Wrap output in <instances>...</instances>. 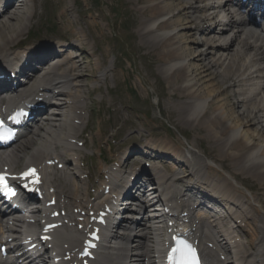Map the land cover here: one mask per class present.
I'll return each mask as SVG.
<instances>
[{
    "label": "bare ground",
    "instance_id": "bare-ground-1",
    "mask_svg": "<svg viewBox=\"0 0 264 264\" xmlns=\"http://www.w3.org/2000/svg\"><path fill=\"white\" fill-rule=\"evenodd\" d=\"M125 1L132 2L133 8L137 5L141 6L142 19L139 22L138 33L147 45L155 48L154 56L160 73H165L166 70H170V67L172 68L170 73L166 74V80L170 88V96L180 100V105L176 107V112L178 111L179 114L175 116L174 121H179L180 118L183 125L189 124L195 133L202 134L208 139L213 161L219 163V167L228 169L229 176L235 181L241 184L248 179L257 182L255 189L251 186H245L243 189L250 198L248 202V199L244 200L246 198L244 193L239 191L228 177L212 178L205 173V168L210 171L212 166L203 164L196 156H192L191 159L188 157L186 162L183 158H179L177 160L179 166L171 168L168 174L160 172L156 168L160 179L159 186L166 191V194L176 196L180 194L181 202L185 204V207L191 206L189 194H193V192L201 195L199 202H205L208 198L214 201L215 209L207 213L208 217L202 215L192 217L193 221L197 219L196 223L199 225L200 231L204 226L206 234L205 236L201 234L203 242L217 237L216 230L207 222L208 218L212 219V223L215 224L234 218L236 221L239 220L238 228L246 227L247 241L237 240L238 242L233 245V257L228 260V248H222L225 250L223 253L225 259L219 260L216 256H220V253L205 247L208 250L205 257L209 264H264V35L261 32L263 30L257 29L255 26L248 27L241 18L234 14L231 5L227 2L218 4L216 0ZM7 2H9V6L4 9V15L0 18L2 61L8 63L12 62L10 59H19V53L22 52H26L24 66H32L34 60L36 62L43 61L38 57H35L34 60L30 58L37 51L45 56L43 43L34 45L28 51L24 49L16 53L13 52L16 47L20 46L19 39L33 18L34 11L29 14L27 11L32 7H28V4L35 0H7ZM220 10L226 12V21L223 25L218 21ZM174 11L177 12L174 13ZM58 15H60V20H66L68 24L64 32L60 34V37L67 38V41L59 44L64 54L54 62L48 79L58 80L59 85L66 88L67 96L64 99H59L56 103L57 109L60 110L53 116L54 120V117L60 115L57 128L52 130L54 123L47 119L46 124H43L42 127L37 123L34 125L37 130H44V125L47 126V130L43 134L36 130L31 132L33 136H40V147H44L47 143H50L48 147L55 143H70V139L76 138L78 131L75 127L77 124L73 122L82 119L81 112L77 114V111L84 109L81 108L83 104L80 101L85 80L73 84H70V81L85 75L93 78L94 71L99 69L106 72V68H101L103 58H99L100 63L93 69L94 71L87 69L88 66L83 61L88 49L84 48V35L77 33L72 28L66 9L61 10ZM206 20L210 24L202 25ZM183 22L186 23L185 26H182ZM76 51L81 52L76 53ZM48 52H52V50ZM90 54L92 55L93 51ZM47 55L50 54L47 53ZM25 73L28 77L32 74L28 73V69ZM227 83L226 88L222 89V86ZM236 84L240 88L238 97L234 91H230ZM44 86L39 85L38 91L42 90ZM5 88L6 85L0 86V90ZM227 92L230 94H226ZM48 135L49 138L46 140ZM31 138L32 140L25 139L20 142V145L14 147V151L5 152V156L14 161L22 157L38 161L41 150H38L39 154L33 150L26 152L31 148V143L34 140L33 137ZM151 144L148 143L149 147L153 149L152 154L155 158H160L164 153L171 152L169 148L162 147L160 144L154 142ZM69 151L74 150L64 148V151L61 152L52 153L51 151V155H53L51 157L54 159L68 158L71 156ZM48 155L49 153L46 154V157ZM139 171L142 172L139 173L140 175L145 173L143 169ZM139 171H135V173ZM100 174L105 175L103 172ZM187 178H189V184L180 187V183H183ZM112 179L114 184H118L114 177ZM64 181L66 186L63 185L60 188L65 189L69 199L79 198V191L73 193L74 181H71L66 175H64ZM107 183L108 181H103L98 184L101 186ZM191 183H194V186H191ZM142 186L144 187L143 183L139 188ZM155 188L154 193L149 191V187L143 188L142 196L151 195L148 199L152 204L159 201V194ZM84 189H86V184ZM240 195L243 200L239 199ZM251 199L256 202V207L250 204ZM147 200L134 202L140 205L137 207L135 217L145 216L148 219L149 216L156 215V213L148 214V207L152 205L147 206L145 203ZM208 201L211 202L210 199ZM88 204V202L80 204L83 206L81 210L86 209ZM90 209L92 207L88 208V210ZM153 210L156 212L155 209ZM71 217L75 216L71 214ZM0 233H2L1 227ZM57 234L58 237L54 239L53 248H46L45 253L33 259V264H37L36 259L40 264H49L46 254L53 251L56 256L61 257L60 264L71 262L72 253L82 235L79 231L74 233L68 231L63 235L58 232ZM226 235L229 236V231H226ZM120 240L122 243L120 249H104L100 263L144 264L143 258L139 257H148L150 248L153 251L154 245L150 248L147 246L149 237L146 232L142 233L136 247L130 250L126 249L128 236H123ZM133 250L140 251L135 254L136 256L133 254L130 257L124 256L123 251L131 252ZM65 255L70 256V260L63 261ZM0 264H5V262ZM13 264H19V262L14 261Z\"/></svg>",
    "mask_w": 264,
    "mask_h": 264
},
{
    "label": "rangeland",
    "instance_id": "rangeland-1",
    "mask_svg": "<svg viewBox=\"0 0 264 264\" xmlns=\"http://www.w3.org/2000/svg\"><path fill=\"white\" fill-rule=\"evenodd\" d=\"M30 6L32 7L27 13L34 11V15L25 28V34L45 32L55 35L50 27L57 31L59 26H68L66 20H60L58 15L61 10L66 9L71 26L77 33H85L89 46L96 54L91 60L92 67L87 69L94 71V59L101 55L105 66L112 69L104 77L102 74L97 75L105 83L96 82L104 95L100 106V93L90 97L96 111L100 109L102 119L112 130L103 136V146H106V139L110 140L113 148L139 142L140 138L171 141L174 146L177 142L182 147L190 142L189 145L200 153L197 155L198 159L204 162L203 156L207 157L204 152L209 155L208 151H212L209 148L210 142L202 134L195 133L189 124L183 125L180 118L174 122L175 116L179 114L176 107L180 105V100L172 98L165 88L168 86L166 74L170 70L160 73L154 56L155 48L147 45L138 33L142 19L138 6L133 8V3L125 0H35L29 3L28 7ZM185 25L183 22L182 26ZM91 51L88 49L89 53ZM94 84L95 82H89L88 88ZM170 105L173 106L168 109ZM168 115L174 124L166 119ZM117 129L118 138L113 140L111 135ZM85 150L80 152L84 154ZM90 150L93 152L94 148H87L88 152ZM217 172L220 176H225L220 168ZM245 184L253 189L257 186V182L251 179L245 181ZM240 187L243 188L242 185Z\"/></svg>",
    "mask_w": 264,
    "mask_h": 264
},
{
    "label": "snow or ice",
    "instance_id": "snow-or-ice-1",
    "mask_svg": "<svg viewBox=\"0 0 264 264\" xmlns=\"http://www.w3.org/2000/svg\"><path fill=\"white\" fill-rule=\"evenodd\" d=\"M10 137L3 135L2 133H0V140H6L9 139ZM24 175H35V170H30L29 172L25 173ZM0 189H5L8 191H11V189L9 188L8 184H7V179L6 176L3 174H0ZM188 253L189 255L184 257L182 260L179 261V264H198V260L196 258V254L195 252L191 249V247L189 246L188 248ZM170 259L172 260L173 264H177L176 260H175V253H173L172 257H170Z\"/></svg>",
    "mask_w": 264,
    "mask_h": 264
}]
</instances>
